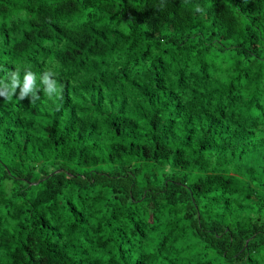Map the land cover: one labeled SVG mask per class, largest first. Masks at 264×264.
Wrapping results in <instances>:
<instances>
[{"label": "trees", "instance_id": "16d2710c", "mask_svg": "<svg viewBox=\"0 0 264 264\" xmlns=\"http://www.w3.org/2000/svg\"><path fill=\"white\" fill-rule=\"evenodd\" d=\"M26 71L0 264H264V0H0V92Z\"/></svg>", "mask_w": 264, "mask_h": 264}, {"label": "clouds", "instance_id": "9594fccd", "mask_svg": "<svg viewBox=\"0 0 264 264\" xmlns=\"http://www.w3.org/2000/svg\"><path fill=\"white\" fill-rule=\"evenodd\" d=\"M197 11H202L199 6L196 8ZM14 79L10 86H6L3 92H0V97L5 100H10L13 95H16V88H20V93L17 97L18 100H23L26 97H31V103L39 100V95H37L35 89V74L31 71H26L23 77V82L19 79V72L12 73ZM50 72H45V77L42 81L46 86L44 87V92L49 97L57 95L60 89L56 86L55 81H49L48 76H51Z\"/></svg>", "mask_w": 264, "mask_h": 264}]
</instances>
